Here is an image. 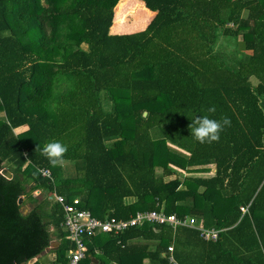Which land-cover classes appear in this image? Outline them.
Segmentation results:
<instances>
[{
  "label": "trees",
  "instance_id": "16d2710c",
  "mask_svg": "<svg viewBox=\"0 0 264 264\" xmlns=\"http://www.w3.org/2000/svg\"><path fill=\"white\" fill-rule=\"evenodd\" d=\"M142 1L152 18L125 33L132 0H0V171L12 173H0V264H27L54 233L56 263L75 247L49 231L63 207L36 189L78 197L101 219L161 209L218 231L211 241L145 223L85 235L83 264L122 254L171 264L170 245L179 264H264V0ZM204 115L230 118L218 142L191 135ZM54 141L75 161L70 176L41 154ZM210 163L213 176L194 175ZM129 238L152 243L130 250Z\"/></svg>",
  "mask_w": 264,
  "mask_h": 264
},
{
  "label": "built area",
  "instance_id": "2783aa9c",
  "mask_svg": "<svg viewBox=\"0 0 264 264\" xmlns=\"http://www.w3.org/2000/svg\"><path fill=\"white\" fill-rule=\"evenodd\" d=\"M41 175L48 177L50 171L48 169H40ZM56 201L62 204L63 219L62 228L66 232L67 239L71 240L75 247L69 250L67 261L58 262L56 264H83L85 258L86 246L84 237L94 236L99 233L120 232L129 227L141 225L146 222H155L158 224H169L173 228L178 226L194 228L199 232V236L204 240L215 241L218 238V231L214 229L203 228L196 224L193 217L179 218L174 213H164L158 211H138L128 220H117L114 217L99 219L92 215L87 209L77 207L78 200H74L72 204L63 203L61 196H55ZM244 211L245 209L242 208ZM168 260L171 264H179L173 257V248L168 247Z\"/></svg>",
  "mask_w": 264,
  "mask_h": 264
},
{
  "label": "crops",
  "instance_id": "0c3cea01",
  "mask_svg": "<svg viewBox=\"0 0 264 264\" xmlns=\"http://www.w3.org/2000/svg\"><path fill=\"white\" fill-rule=\"evenodd\" d=\"M144 6L145 9L149 10L143 3L142 0H140ZM150 11V10H149ZM152 12V11H151ZM153 13V12H152ZM154 14V13H153ZM152 14V16H153ZM151 16V18H152ZM146 26V25H145ZM142 27L138 30H142L145 28ZM124 28V27H123ZM135 30L133 31H130V32H126L125 33H131V32H134ZM112 33H120L119 31H116V32H113ZM123 33V32H121ZM83 47H86L85 44H83ZM18 129H21L20 131H22L24 128L23 127H20V128H17L16 130ZM18 131V132H20ZM62 167V166H60ZM174 167V166H173ZM197 168V171L194 172V175H197V176H203V177H209V176H213L214 173H215V166L214 164L210 163V164H206V165H203V166H199V167H196ZM203 168V169H202ZM178 171H180L182 174L186 175V172L179 169V168H176ZM162 170V169H161ZM63 172V171H62ZM190 175V173H188ZM187 174V175H188ZM69 175V174H68ZM37 193V194H36ZM33 196L39 198V199H43L44 197H47L51 194L53 195H58V196H61L59 195L56 191H53V192H49V191H46V190H43V189H36L32 192ZM52 195V196H53ZM51 197V196H50ZM62 199H63V196H61ZM21 198V202L23 201V196L20 197ZM65 198V197H64ZM79 198L78 197H73L71 200H69V202H66L64 199H63V203H66V204H71L74 202V200H78ZM19 201V199H18ZM55 201V200H54ZM80 201V200H79ZM20 202V203H21ZM51 203H53L52 201H50ZM19 203V202H18ZM61 205V208H62V204L59 203ZM34 205V202H30V201H27L25 200L22 204V210H23V213H27ZM151 211H158V212H164V210H151ZM138 212V211H137ZM165 213V212H164ZM108 216V215H107ZM134 216V215H133ZM110 217H114V216H110ZM132 217V216H131ZM184 217H193V216H184ZM106 218H109L106 217ZM104 218V219H106ZM194 218V217H193ZM101 219V218H99ZM196 220V224L203 227V228H207V227H204L202 225V221L203 219H197V218H194ZM117 220H128V219H117ZM61 222H62V219L60 220L59 222V225L56 226L54 222L52 221H49V231L51 233H54L55 230L57 231L59 229V227L65 232V230L62 228L61 226ZM146 223H155V222H146ZM145 224V223H143ZM141 224V225H143ZM157 224V223H156ZM136 226H140V225H136ZM172 227V226H171ZM173 228V227H172ZM176 228V227H175ZM173 228V229H175ZM207 229H214V228H207ZM60 230V229H59ZM56 233L53 234V239H51L50 241V245L48 247H46L41 253H39L37 256H35L34 258L30 259L29 262L27 264H33V263H36V264H56V261L58 260V258L61 256L59 252L56 251V248L58 247V244H59V241L57 240L58 238L56 237L55 235ZM67 236V235H65ZM139 243H148L149 245L152 243V240H144L142 238H129V240H127L126 242V248L130 249L132 248V246L134 245H139ZM149 249V248H148ZM64 256L67 258L68 256V251L64 253ZM86 261V259L84 260ZM99 261V257L96 256V258L92 257L90 259V264H97V262ZM58 263V262H57ZM84 263V262H83ZM107 264H152L150 262V260L148 258H143L141 261L140 259H134V258H130L129 255H125V254H122V258H121V261L119 260H110L109 262H106Z\"/></svg>",
  "mask_w": 264,
  "mask_h": 264
},
{
  "label": "clouds",
  "instance_id": "9594fccd",
  "mask_svg": "<svg viewBox=\"0 0 264 264\" xmlns=\"http://www.w3.org/2000/svg\"><path fill=\"white\" fill-rule=\"evenodd\" d=\"M208 112L214 113L215 107L207 109ZM231 126V120L228 117H222L220 120L211 119L204 115L196 117L188 125L194 140L200 144H212L218 142L220 134L226 127ZM68 149L62 142L54 141L47 143L41 151L52 167L61 166L64 163Z\"/></svg>",
  "mask_w": 264,
  "mask_h": 264
},
{
  "label": "rangeland",
  "instance_id": "374dc122",
  "mask_svg": "<svg viewBox=\"0 0 264 264\" xmlns=\"http://www.w3.org/2000/svg\"><path fill=\"white\" fill-rule=\"evenodd\" d=\"M126 10H127V14H126L125 19H124L123 24H122V28L123 27L125 28L124 32L125 31L130 32V31L144 27L149 22L152 14H153L151 11L144 8V6L140 0H132L129 8H127ZM105 107L110 108L111 107L110 102H105ZM20 130L21 129L15 130V132L17 133ZM152 135H153V138H155V139H159V137H160V133L157 129L152 131ZM169 148L171 150H173V146L169 145ZM61 166H62V168L59 166L61 169V171H60L61 173L59 174L60 177L70 176L73 174L74 171H76L75 161L64 160V163ZM161 171H162L161 167L156 168L157 174H160ZM187 174L188 173L186 172V175ZM182 177H183V174L181 173V178ZM221 201L225 202L226 199L223 198ZM182 203H184V202H182Z\"/></svg>",
  "mask_w": 264,
  "mask_h": 264
},
{
  "label": "water",
  "instance_id": "95a60500",
  "mask_svg": "<svg viewBox=\"0 0 264 264\" xmlns=\"http://www.w3.org/2000/svg\"><path fill=\"white\" fill-rule=\"evenodd\" d=\"M144 115L146 114V112L143 113ZM0 173L6 177L7 179L12 178V173L10 171L7 170V168H3ZM19 203L21 202V198H19Z\"/></svg>",
  "mask_w": 264,
  "mask_h": 264
}]
</instances>
